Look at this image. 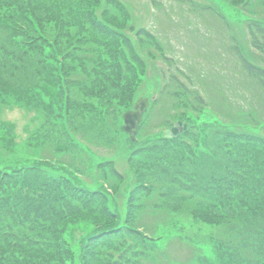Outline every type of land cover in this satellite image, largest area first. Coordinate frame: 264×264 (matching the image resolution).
<instances>
[{"label": "trees", "instance_id": "obj_1", "mask_svg": "<svg viewBox=\"0 0 264 264\" xmlns=\"http://www.w3.org/2000/svg\"><path fill=\"white\" fill-rule=\"evenodd\" d=\"M94 1L98 4L95 12L99 14L93 18L94 26L85 25L81 19L80 34H72L69 33V28L78 15L71 3L76 4L82 11L87 4L85 0H29L27 3L0 0V33H7L6 38L0 37V98L10 101L17 99L19 104L29 106L40 104L49 108L52 114L60 113L62 106L61 116L68 120L74 116L75 120H81L80 126L83 127L89 126L90 120L100 118V114L108 118L124 107L127 101L131 103L134 92L131 93L130 90L133 82L127 85L119 83L123 78L122 66L126 65L128 60L141 66L145 56L142 48L145 47L148 51L156 45L142 38H139L138 42H132L115 27L112 28L103 22L109 19L119 25L121 17H131L125 2L110 6L106 4V0ZM151 1L152 5H156L155 0ZM173 1L187 7L189 12L198 18L208 14L223 24L225 30H228L232 53L239 61L241 74L264 94V17L258 16L257 13L262 11L263 2L259 4L261 9L255 11L251 7L252 0H247L242 5L247 7L244 9L246 20L242 23V30L245 39L242 41L233 33L232 22L227 15L217 5L212 4L211 0ZM22 4H27L26 11L19 14V10L24 7ZM61 6L64 10L58 12ZM41 9L44 11H40ZM115 9L119 10V14ZM87 10L90 9L87 7ZM35 13L49 16L45 18L51 23L49 28L42 23L31 27L34 29H30L31 31L25 27V22L28 25L33 24L29 15ZM21 19L22 25L15 22ZM24 29L26 35H23ZM50 30L57 31L60 36H73L75 42L65 45V50L51 52L49 48L52 42L47 37ZM137 32L141 37L153 39L150 32L143 28ZM117 35L124 37L127 43L125 46L116 41ZM244 44H248V51L255 53L261 65L250 58ZM160 49L161 45H158L157 51ZM50 53L56 56L54 61H58L57 65H60L64 75L58 74L57 67L50 66ZM63 54L65 57H61ZM165 62L171 64L170 60ZM88 64L96 67L95 70L92 68L89 72ZM19 68L22 69L20 73ZM97 70L101 72V78L105 76L111 83L110 88L103 85H86L83 74L93 76ZM124 78L126 79L125 76ZM35 79L36 83L33 84ZM187 81L190 82L189 78L177 67L175 74L170 75L165 82L167 89L170 87L169 82L174 84L172 91L169 89L166 93L174 103L171 110H162L166 115L170 113L164 117L165 121L163 115L160 120V116L155 114L149 121L141 123L135 143L130 139L127 141L126 138L121 141L125 151H150L151 158L158 155L154 168H140L142 173L140 172L139 176L143 177L139 181L135 178L134 191L129 196L127 218L119 219L114 215L110 208L105 207L107 201L102 202L98 206L100 208L85 211L96 220L98 229L87 238L79 240L77 261L76 253L63 240L60 229L68 217L73 218L71 211L79 209L73 193L88 198L106 196L107 199V195L102 189L93 192L85 188L80 179L82 171L78 173L70 169L72 161L68 160V157L89 160L93 152L75 149L77 146L84 149L85 147L66 125L65 144L56 147L43 145L40 148L49 149L50 152L53 150L58 160H44L42 156L33 159L32 156L20 157L18 154L9 156L6 153L13 150V146L4 137L5 130H2L0 147L4 149L7 157L6 160L0 161V264H90V261H86L90 251L93 254L95 247L100 243H121L122 238V247L125 246L126 250L118 259H112L111 264H177L169 256V253H173L170 248L176 245L192 249L195 253L191 257H194L192 264H209L202 254V246L198 245V239L193 240L189 233L193 227L196 229L195 225L193 226L195 219L199 218L210 227H217L218 234L201 236H205V239L209 236L218 242L224 231L229 229V221L222 217L225 214L219 211L226 210V207L230 213L252 215V212L264 207V113L259 114L255 108L245 109L238 99L233 98L231 91L230 96L233 99L225 98L223 91L220 92L219 98L224 106L218 101L210 102L198 86L194 89L188 87ZM57 87H61L60 100ZM156 89V98L150 102L151 108L160 106L164 96L166 97L165 89L160 90V86ZM116 90L120 93L113 92ZM254 91L257 90L253 88ZM82 97L84 100L80 102ZM247 99L244 100L247 102ZM45 101L47 105H44ZM90 101L95 103L91 104ZM263 103L264 99L259 100L260 107ZM161 107L164 108L165 105ZM184 108L190 110L192 115L182 119L179 112ZM261 109L263 111L264 107ZM207 110H211L214 118H201ZM87 115L91 116L90 120H87ZM178 121H185L190 126L184 138L164 139L162 132ZM156 125H159L158 132L154 130L157 129ZM117 128L114 120L110 130L115 132ZM196 128L200 131L199 134ZM99 136L109 139L106 144L103 141L99 143L100 149L112 143L110 137L104 134ZM95 137L99 138L98 135ZM188 137H193L192 142ZM31 140L27 147H34L37 154L40 145L34 139ZM86 141L92 142L89 139ZM52 173L56 175H51ZM177 180L182 181L177 185L179 188L172 185ZM146 182L149 186L144 184ZM69 208L73 210H67ZM144 214L156 216L157 221L150 224L151 226L146 225ZM190 226L192 228H189ZM168 227L183 230L184 232L180 233L182 238L173 237L168 231L166 233ZM213 230L215 229L212 228L211 231ZM159 231L168 235L162 241L165 247L167 245L164 250L159 247V243H155ZM225 235L229 238L237 233ZM133 236L143 242L141 247L134 244ZM86 243L87 247L84 245ZM233 248L235 250L232 249L230 254L235 256L239 248L236 244ZM223 251L230 252L226 248ZM251 254H246V259L256 261L257 258L251 257ZM230 258L224 256L222 262L233 264L229 263ZM90 260L93 261L92 258ZM97 262L96 260L94 264Z\"/></svg>", "mask_w": 264, "mask_h": 264}, {"label": "rangeland", "instance_id": "obj_2", "mask_svg": "<svg viewBox=\"0 0 264 264\" xmlns=\"http://www.w3.org/2000/svg\"><path fill=\"white\" fill-rule=\"evenodd\" d=\"M28 1L29 0H17V2L20 3H27ZM39 1L54 2L56 0ZM85 1L87 4H85V8L82 11L76 4L71 3L77 11L76 14L78 15V18L77 16L75 17L72 27L69 28V33L80 34L81 19L85 25L94 26L93 18L95 16H99V14L97 13V15L95 12V8L98 4L94 0ZM246 1L247 0H211L212 4L214 3L217 5L224 12V14L227 15V18L232 22L234 30L233 33H236V38L242 41L245 39L244 30H242V23L246 20L244 9L247 8L242 7V5L245 4ZM117 2L126 3L127 11L130 13L131 17L124 15V17H121V23L119 25L109 19L103 22L112 28L115 27L121 34L126 35V38L132 42H138L139 38H142L146 42L148 40L151 41L152 44L156 45L155 48L151 47V50L148 51L145 47L142 48L145 56L142 58L143 63L141 66L129 60L126 61V65L122 66L123 70L121 72L123 78L120 79L121 82L119 83L127 85L133 82L130 90L131 93L134 92L131 97V103L127 101V103L124 104V107H121L117 113L108 118H104L103 115L100 114V118H97V120L93 119V121H91V116L87 115V120H90V123L89 126L83 127L80 126L82 123L81 120H75L74 116L69 118L70 120L62 117V106H60L61 109L60 107L58 108L60 109V113L52 114L49 108H45L40 104H38V106H29L27 104H19L17 99L10 101V99L7 100L5 98L4 100L0 98V135L3 133L2 130H5L4 132L6 134L4 137H6L7 141L13 146V150H9L6 153L7 155L16 156L18 154L20 157L32 156L33 159H39V156H42L44 157V160L46 158L50 160H58V158L54 156L53 150L50 152L48 151L49 149L43 148L42 150L40 148L43 145H52L56 147L65 144L66 141L64 140L66 138L65 133L67 127H69L75 138H77L85 147L84 149L77 146L75 149H82L84 151L91 150L94 153V156H92L93 153L90 155L89 160H84L82 158L79 159L75 156H72L71 159L68 157V160L72 161L70 169L73 171L75 170L76 172L82 171L80 179L85 188L93 192L102 189L103 193L107 195V199L106 196L104 198L100 196L88 198L85 196H79L76 192L73 193L76 206H79V209H67L73 210L71 211V214L74 216L73 218L68 217V219L61 224L60 229L63 240H65L67 245L71 246L74 253H76V261L78 260V249L80 248L79 240L87 238L98 229V224L95 222L96 220H93L85 211H87V209L92 210L102 204V202L107 201L105 203V207L110 208L114 215L116 214L119 219L121 217L122 219L127 218L129 196H131V192L133 193L134 191L133 187L134 183H136L135 178L139 181L143 177V175L139 176V173L141 172L140 168L144 167L146 170H153V165L155 164L156 156L158 155L151 158L150 151L132 153L131 151L128 152L123 149L121 141L125 138L127 141L130 139V136H128L123 130L125 127L124 116L128 111L134 109V106L137 105L139 101V97H144V100L149 104L148 108L144 111V118L142 122L144 123L149 121L151 116L155 114L160 116V120H162L161 116L163 115V121H165L164 117L168 116L170 113L166 115V113L164 114L162 110H171L174 103V100H171L166 95V93L169 92V89L172 91L174 84L169 82L170 87L167 89L165 82L170 75L175 74L177 67L182 70L185 77L189 78L190 82L187 81L188 87L194 89L198 86L210 102L218 101L222 104L219 95L220 92L223 91L225 98L238 99L239 104H241L245 109L255 108V110L259 111V114L264 113V110L262 111L261 109L264 107V103L262 107L259 105V100L264 99V94L259 90V88L257 89L256 86L249 83L245 75L241 74L239 61L234 53H232V42H230L231 39L227 32L228 30H225L223 24L218 19L208 14H203L202 17L198 18L195 15H192L187 7L181 3L174 2L173 0H155L156 5H152L151 0H106V4L110 6H115ZM260 2H263V8L261 12L258 11L257 13L258 16L264 17V0H252L251 7L254 11L261 9L259 7ZM22 6L24 7L19 10V14L26 11L25 9L27 4H22ZM87 7L90 9L89 11L87 10ZM62 10H64V8L61 6L58 9V12H62ZM40 11L44 10L41 9ZM91 12H94L95 14L93 15ZM115 12L118 13L119 10L115 9ZM29 17L32 18V22L34 24L28 25L26 22L24 23L25 27L29 30L33 29L31 27L39 26L40 23L48 28L51 25V23L45 19L46 17L49 18V16H41L35 13L32 16L29 15ZM21 21L22 19L15 22L22 25ZM140 28L149 31V34L153 36V39H146L143 36L141 37V34L137 32ZM24 34L26 35L25 29L23 35ZM1 36L6 38L7 33L1 32L0 37ZM47 37L52 42L51 48H49L51 52H54L55 50L58 51L60 49L65 50L63 49L65 45L75 42V37L69 35L67 37L65 34L60 36L57 31L53 30L49 31V35ZM24 40L27 41L25 38ZM116 41H120L123 46L127 44L123 36L119 37L117 35ZM244 43L246 44L247 42ZM245 44L244 46L246 51L250 53V58L253 59L255 63H259L261 65L255 53L252 52V50L248 51V44ZM158 45H161V49L159 51H157ZM62 56L65 57V54L61 55V57ZM54 58H56V56H53L50 53L48 59L50 66L57 67L58 74L64 75L63 71H61L60 65H57L58 61H54ZM165 59L170 60L171 64L169 65L165 62ZM92 68L95 70L96 67L89 64L87 65L89 72ZM20 70L22 69H18L19 73ZM100 74L101 72L98 70L95 71L93 76L83 74L86 81L85 83H87L86 85L92 87L94 85H103L105 88H110L111 83L106 80L105 76L101 78ZM106 75L109 74L106 73ZM35 83L36 79L33 84ZM116 84H118V82H116ZM159 86L160 90L162 89L164 91L165 89L166 97L164 96V99L162 100L163 102L160 106L157 108H151L150 102L155 100L158 91L156 88ZM57 88V94L60 100L61 94H59V92L61 91V87ZM253 88L257 91L253 92ZM52 89L55 90L54 88ZM113 92L120 93V91L117 90ZM106 94H104V96ZM230 94L233 95V98ZM253 97L256 98L254 99ZM244 99H247L248 101L246 102ZM83 100L84 97H82L80 102ZM89 103L94 104L95 102L90 101ZM47 104L48 103L45 101L44 105ZM163 104L165 105L164 108L161 107ZM222 106L224 105L222 104ZM179 113L181 114L180 117L182 119L187 117V115H192L190 114L191 111L186 108L181 110ZM213 116L214 115L211 113V110H207L205 115L201 116V118L210 120L214 118ZM114 120L118 127L115 132L110 130V126L114 124ZM158 127L159 125L157 126V129H154L157 132L160 130ZM187 128L189 131L190 126ZM196 129L198 130V128ZM137 132L135 134L136 137H138ZM199 132L200 131L198 130L197 133L199 134ZM100 134H104V136L110 137V140H112L110 145L107 147L103 146L102 149L98 147L99 143L103 141L106 144L109 139L100 137ZM179 134L180 137L184 138L185 133L182 129H180ZM95 135H98L99 138L97 139ZM139 135L142 134L140 133ZM192 138L193 137H188L191 142ZM31 139H34L36 143L40 145V147H38L40 150L37 151V154L34 152V147H27L28 142L32 141ZM86 139H89L92 142H87ZM67 152L68 151H64V153ZM0 153L2 155H0V161L6 160L7 156L4 153V149L1 147ZM158 153L161 154L162 152ZM51 175H56V173H52ZM181 182L182 181L177 180V182H173L172 185L174 187H178L177 185L181 184ZM144 184L149 186L147 185V182ZM112 186H114L113 189H111ZM225 209L226 210L219 212H223L225 214L222 217L229 221V229L224 231V233L219 237L218 242H216L213 238L210 239L209 236L206 239L204 238L205 236H201L204 234L216 235L218 234L219 229L213 226L210 227L204 222H201L199 218H196L193 222V226L195 225L196 229L194 230L193 227L192 230H189L192 239H198V243H200L198 244L199 247L202 246L203 256L208 259L209 264H225L222 262L224 256H230L231 260L229 259L228 261L233 264H264V207L258 209L256 212H252V215H241L239 213L234 214L228 212L226 207ZM80 212H82V214ZM226 214H228V216ZM155 217H150L144 214L146 225L151 226L150 224L155 223L157 221L155 220ZM218 227L220 228V226ZM189 228L192 227L190 226ZM212 228L215 230L211 231ZM151 229L153 228H150V230ZM167 231L176 238H182L183 235L180 233L184 232L177 227L175 229L168 227L166 229V233ZM234 231L237 235L226 238L225 233L233 235L235 233ZM167 237L168 235H165L164 232L160 231L157 232L155 237V243H159V247H162L163 250L167 247V245L165 247V244L162 241ZM122 241L123 238L121 239V243ZM132 241H134V244L139 245V247L143 245V242H139L135 236H133ZM121 243H100V245L95 247V252L93 254L92 251L87 254L86 261H90V264H94L96 260L98 261L97 264H111L110 261H112V259H118L123 251L126 250L125 246L122 247L123 243ZM235 244L238 246L239 251L235 256H233L230 253L232 249H234L233 247ZM84 245L87 247V243ZM217 245L221 250L216 248ZM224 248L230 250V252L223 251ZM170 250L173 251V253H169L173 262H176L177 264L193 263L192 260L194 257H191L192 255L194 256L195 253L191 248L176 245V247L170 248ZM248 253H252L251 257L255 259L257 258V260L251 261L249 258L246 259V254ZM91 258L94 262L90 260Z\"/></svg>", "mask_w": 264, "mask_h": 264}, {"label": "water", "instance_id": "obj_3", "mask_svg": "<svg viewBox=\"0 0 264 264\" xmlns=\"http://www.w3.org/2000/svg\"><path fill=\"white\" fill-rule=\"evenodd\" d=\"M147 107L148 102L140 99L139 103L135 106L134 111L128 112V114L124 116L125 127L123 128V130L128 136H131L132 140L135 139L134 133L137 130L138 125L142 120V114L147 109ZM181 128L186 131L187 125L185 123H178L177 126H174L170 131L165 132L164 134L167 138L177 137Z\"/></svg>", "mask_w": 264, "mask_h": 264}]
</instances>
